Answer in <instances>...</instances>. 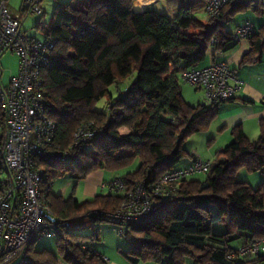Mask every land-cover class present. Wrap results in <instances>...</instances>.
<instances>
[{"label": "trees", "instance_id": "1", "mask_svg": "<svg viewBox=\"0 0 264 264\" xmlns=\"http://www.w3.org/2000/svg\"><path fill=\"white\" fill-rule=\"evenodd\" d=\"M133 1L59 3L45 29V39L54 41L50 63L42 71L47 117L56 123L53 149H68L74 131L83 123L91 121L100 131L90 149H74L70 161L37 160L49 180V208L59 218H72L90 208L113 211L124 198L108 192L84 202L63 199L53 194L51 186L54 177L67 170L84 178L98 169L129 167L137 159L138 167L120 176L128 190L138 180L158 179L182 158L191 156L182 148L183 142L208 128L218 114L219 103L188 104L181 94L180 73L206 65L210 49L227 52L233 48L225 23L251 9L247 3L226 6L218 18L204 22L195 14L203 10L206 0H169L178 3L174 17L151 8L136 12ZM138 4L136 1V8ZM249 42L250 51L242 63H255L264 56V26ZM134 71V80L113 98L109 86L121 83ZM105 95L109 98L104 108L96 109ZM4 121L0 103V142L6 133ZM259 132L256 140H250L235 126L233 140L218 152L206 179L184 180L174 195L156 200L147 218L127 227L125 256L132 262L168 264H184L187 259L196 264L264 261V254L252 259L226 258L229 251L249 240L264 239V182L254 189L236 178L243 168L264 171V118L259 121ZM98 221L106 220L93 218L88 236L75 228L69 229L66 237H56L57 249L69 264H107L91 244L100 240L94 226ZM217 222H224L226 231L219 242H209L212 224ZM239 236H245L244 242L229 247L228 238ZM30 257L31 264L57 262L46 249L32 251Z\"/></svg>", "mask_w": 264, "mask_h": 264}, {"label": "built area", "instance_id": "2", "mask_svg": "<svg viewBox=\"0 0 264 264\" xmlns=\"http://www.w3.org/2000/svg\"><path fill=\"white\" fill-rule=\"evenodd\" d=\"M243 3L250 4L251 10L264 17V0H206L203 12L208 18H218L224 7ZM21 10L26 15L42 14L36 0H22ZM21 24L22 15L10 13L7 0H0V56L11 51L18 58L17 73L7 85L0 87L6 128L0 142V264H31L32 242L47 236L66 237L69 229L89 227L97 217L112 223L124 236L127 227L139 224L150 215L159 197L174 195L181 182L194 174L208 172L212 163L196 158L188 166L167 171L154 181L138 180L128 190L124 180L115 177L102 186L112 194L124 195L117 209L93 208L71 219L54 215L46 199L47 173L37 160L45 157L52 161H70L73 150H89L100 131L91 121L83 123L74 131L68 149H53L56 123L47 117L42 71L50 63L54 41L27 35ZM254 33L253 24L246 22L236 26L231 36L240 42L249 40ZM180 79L203 91L205 106L233 98L240 86L226 60H213L205 66L186 69L180 73ZM1 129L0 122V132ZM96 253L107 262V257ZM260 254H264V239H253L229 251L226 258L252 259Z\"/></svg>", "mask_w": 264, "mask_h": 264}, {"label": "rangeland", "instance_id": "3", "mask_svg": "<svg viewBox=\"0 0 264 264\" xmlns=\"http://www.w3.org/2000/svg\"><path fill=\"white\" fill-rule=\"evenodd\" d=\"M7 2L10 9V13L12 14L22 13V21L24 22V28L26 32L29 34V36L30 35L36 36L38 39L41 40L44 39V31L46 27L49 26L52 22V14L54 7L59 3L70 4V0H40L38 4L42 9V14L40 16H36V15H26L25 12L20 10L22 0H7ZM74 2L78 4L79 0H74ZM155 10L160 14H165L169 17H174L178 10V3L172 1L167 2V0L159 1L155 7ZM195 17L201 19L204 22H207V20L209 19L207 15L203 12V10L200 11L199 13H196ZM250 21L257 27H259L261 24H264V18H262V16H260L256 12H252V10H245L239 12L235 17L229 19L225 23V27L227 31L231 33L236 26H240ZM209 53H211V49L209 50ZM0 69H1L0 81L2 86H5L8 83L10 77L13 76V74L17 73L18 71L17 56L11 51H6L5 53H3L0 56ZM135 77H136V71H134L132 75H130L128 78L122 80L120 84L114 83L110 85L109 91L112 97L117 98L119 94L118 88H122V86L128 85L134 80ZM179 85L181 87L182 94L184 95L185 99L188 102L197 104V102H200L201 100L200 98L201 97L203 98V91L201 90L202 91L201 92L199 90H196V87L189 84L188 82H185L180 79ZM108 98L109 95H105L103 98H101L99 102L96 104V109L102 110L104 108V105L107 103ZM204 131L195 132L190 136H188L183 142L182 148L188 150V152H190L191 154H193L192 153L193 150L196 152L195 154H200L204 158L215 156L214 151L217 150L220 145L215 144L213 145V148L209 150L210 147L209 142H212V144H214V142L209 139V136L206 133H204ZM215 160H217V156L215 157ZM188 161L189 158L185 156L178 163H176L175 167L179 169V167L184 166ZM138 164H139L138 160L135 159L129 167L122 168L119 170H110L107 168L98 169L91 172L89 175H87L84 178H77L75 174L72 175V173L69 170H67L63 174L54 177L52 181L51 189L53 194L59 195L63 199L73 198L80 202L91 200L96 195H104L107 193L105 190L100 189L99 186L100 183H102L103 181H107L110 177L113 176L119 177L126 172L134 171L138 167ZM207 176H208L207 172L198 173L192 175L191 177H189V179L204 180L207 178ZM236 178L241 182L247 183L254 189L257 188L261 182H264V175H262L261 171H249L244 168L240 169L237 172ZM95 224L99 225L101 233H103L105 230H109L110 233H112L113 231V233L119 239L128 241L125 236L120 235L114 229V225L112 223L107 221H98ZM77 231L80 232L79 234L88 236L91 234L92 228L86 227ZM41 240L45 242V244H48L50 243V241L55 242L56 236H47L42 238ZM83 240H85L86 242L90 241V239L88 238H85ZM54 250H57V247L55 245H54ZM8 264H15V263L11 262Z\"/></svg>", "mask_w": 264, "mask_h": 264}, {"label": "crops", "instance_id": "4", "mask_svg": "<svg viewBox=\"0 0 264 264\" xmlns=\"http://www.w3.org/2000/svg\"><path fill=\"white\" fill-rule=\"evenodd\" d=\"M36 1L38 3L40 0H36ZM135 1L136 0L133 1L134 11L141 12L146 8L155 9L159 1H165V0H137L139 2L138 8L135 7ZM84 2L85 0H79L78 3L80 4ZM167 2H169V0H167ZM70 3L72 5L76 4L74 0H70ZM20 10H21V6H20ZM252 12H256L257 14L262 16L257 11L252 10ZM20 14L22 15V13ZM21 26L22 29L26 32L23 21ZM253 26L255 32H257L261 26H264V24H261L259 27H257L254 24ZM26 34L28 33L26 32ZM31 37L37 38L36 36H31ZM234 43L235 44L233 48H231L227 52H216L215 50H212L206 61V65H207L213 60H226L230 65V67L234 69L237 78L240 81L239 89H237V91L235 92L234 97L229 100L222 101L218 104V114L211 121L209 125L210 127L208 126V128L204 131V133H206L209 136V139L214 142V144H212V142H209L210 143L209 150H211L213 148V145L215 144H218L220 146L218 147L217 150L214 151L215 156L205 157V158L200 154H195L196 152L193 150H192L193 154H191L190 152H188V150L185 149L187 153H189L191 156H187L189 158V161L184 166H181L179 168H184L188 166L196 158H201V159L203 158L204 160L214 161L218 152L222 149L221 147H225L233 140L232 129L237 125L241 127L245 136L248 137L250 140H256L259 137L260 134L259 121L261 118H264V56H262L260 61L255 63H242V59L244 55L250 51V42L249 40H242L240 42L234 41ZM211 54H214V56H212ZM15 74H13V76ZM126 87L127 85L122 86V88H118V89L119 91H123ZM196 90L201 91V89L197 87ZM182 96L188 104L193 106L197 104H201L203 101V98L201 97L200 102H197V104H193L191 102H188L183 94ZM174 169L177 168L174 167ZM115 177L116 176L110 177L107 181H103L102 183H100L99 185L100 189H103L108 193L106 187H103L102 185L112 180ZM94 226L98 228L100 232L99 225L95 224ZM114 229L116 230L115 226ZM211 230H212V237L208 238V241L219 242L220 237L226 231L225 223L224 222L214 223L212 224ZM99 236H100V240L93 241L91 244L100 254L107 257V264H168L167 261L153 262V261L137 260L135 262H132L125 256L123 252L126 250L129 244L128 241L119 239L113 233V231L112 233H110L109 230H105L103 233L100 232ZM40 240L31 243L29 252L46 249L55 255L57 259L56 264H69L65 259L64 255L61 254L58 251V249L54 250V245L57 247L56 241L55 242L50 241V243L45 244V242ZM244 240H245V236H239L235 239L228 238L227 244L229 247L236 248L240 246L244 242ZM14 263L16 264V262ZM184 264H196V263H194V261H192L191 259H187ZM254 264H264V261L257 262Z\"/></svg>", "mask_w": 264, "mask_h": 264}, {"label": "bare ground", "instance_id": "5", "mask_svg": "<svg viewBox=\"0 0 264 264\" xmlns=\"http://www.w3.org/2000/svg\"><path fill=\"white\" fill-rule=\"evenodd\" d=\"M144 3V2H143Z\"/></svg>", "mask_w": 264, "mask_h": 264}]
</instances>
